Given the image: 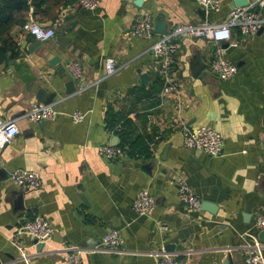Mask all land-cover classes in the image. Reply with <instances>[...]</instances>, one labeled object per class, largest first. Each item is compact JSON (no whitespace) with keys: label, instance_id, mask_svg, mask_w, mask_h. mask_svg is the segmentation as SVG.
Returning a JSON list of instances; mask_svg holds the SVG:
<instances>
[{"label":"crops","instance_id":"obj_1","mask_svg":"<svg viewBox=\"0 0 264 264\" xmlns=\"http://www.w3.org/2000/svg\"><path fill=\"white\" fill-rule=\"evenodd\" d=\"M96 1L95 8L84 9L73 0H35L20 20L30 16L51 27L53 36L36 42L21 32V21L8 32L10 50L0 62V120L13 119L17 133L0 147V264H24L11 242L25 248L27 264H68L64 247L80 250L79 264H155L149 252L165 245L185 264H243L251 237L264 255V229L254 227L255 217H264V28L245 37L230 29L237 44L220 46L236 71L225 80L207 67L213 42L179 38L172 53L175 89L160 97L148 49L159 33L130 36L132 20L149 14L153 26L160 22L165 31L183 22L218 23L232 0L204 10V19L192 0ZM259 1L246 6L258 4L262 13ZM108 57L117 67L105 76ZM72 60L80 64L81 81L66 70ZM34 101L51 104L56 117L28 120L24 114ZM108 107L131 121L132 136L144 138L149 158L96 154V146L119 141L104 125ZM73 110L84 111V119L72 122ZM198 125L221 134L220 155L181 144V126ZM14 169L38 171L41 186L15 187L9 180ZM176 174L199 202L215 204L213 214L186 208L176 195ZM140 189L154 197L150 216L131 210ZM36 214L52 229L39 251L29 236L16 234ZM109 228L119 232L117 252L94 247Z\"/></svg>","mask_w":264,"mask_h":264},{"label":"built area","instance_id":"obj_2","mask_svg":"<svg viewBox=\"0 0 264 264\" xmlns=\"http://www.w3.org/2000/svg\"><path fill=\"white\" fill-rule=\"evenodd\" d=\"M76 5L84 9H93L97 5L96 0H73ZM196 6L204 10L214 9L219 6L221 0H192ZM263 4V0L258 2ZM264 25V12H254L249 10V6H240L231 8L224 21L218 23H192L183 22L174 24L168 31L159 34L151 42L148 49L154 56L157 64V75L161 80L159 96L163 97L174 92V81L172 74V53L177 47L179 38H200L213 42V46L207 67L220 80H225L232 76L236 71L234 63L224 55V48L220 46L221 42H228V45L237 44L231 40L230 29L237 28L241 37L254 35ZM153 24L149 14H142L134 18L128 28V34L138 38L147 39L152 35ZM22 33L32 37L35 40L46 41L54 34L53 29L48 26H42L32 17H26L20 24ZM104 75L109 76L116 70L113 58L104 59ZM69 75L77 80H82L80 64L72 60L66 65ZM56 111L51 104L34 101L25 112V116L30 121L53 120L56 117ZM85 112L73 110L69 113L72 122H79L84 119ZM116 128H119L117 125ZM17 133V127L13 119L0 120V147L7 143ZM181 144L186 148L201 151L210 156H218L222 150V136L214 128L206 125H198L192 128L181 126L180 129ZM95 152L98 156L106 159H115L124 152L117 145L101 144L96 146ZM10 182L19 189H32L41 186V177L38 171L27 169H14L9 174ZM174 185L177 198L182 201L190 211L199 210V199L194 195L185 179L180 174L174 176ZM154 197L145 189H140L132 198L130 207L135 215L150 216L154 209ZM254 227L264 229V217L257 215L254 220ZM51 226L48 221L39 214L31 219H25L16 228V234H25L33 239L35 243H42L51 236ZM20 260L27 264V254L25 248L11 242ZM120 236L116 228L107 229L94 246L107 252L119 251ZM155 264H185V260L174 252L165 250L150 251ZM189 254L188 251L184 253ZM66 263L79 264L81 261V252L77 248L64 247L63 255ZM243 264H264V255L261 251L255 237H251V243L247 249Z\"/></svg>","mask_w":264,"mask_h":264},{"label":"trees","instance_id":"obj_3","mask_svg":"<svg viewBox=\"0 0 264 264\" xmlns=\"http://www.w3.org/2000/svg\"><path fill=\"white\" fill-rule=\"evenodd\" d=\"M0 0V62L10 50L8 32L12 25L20 23V12L30 5L35 7V0ZM22 22V21H21ZM131 121L121 116L120 112L108 107L104 114V125L118 136L117 145L130 157L149 158L150 150L140 135L132 136ZM119 125V128H116Z\"/></svg>","mask_w":264,"mask_h":264},{"label":"water","instance_id":"obj_4","mask_svg":"<svg viewBox=\"0 0 264 264\" xmlns=\"http://www.w3.org/2000/svg\"><path fill=\"white\" fill-rule=\"evenodd\" d=\"M255 0H232V6L233 7H240V6H246L248 5L249 3H253ZM232 7V8H233ZM258 4H252L251 6H249V10H252L254 12H257L259 9H258ZM195 14L198 15V17L200 19H204V9L202 8H197L195 10ZM264 28V25L256 32L258 33L260 30H262ZM165 32L162 24L160 22H156L154 23V26H153V29H152V33H159V34H163ZM36 42H38V40H36ZM70 89V86L68 87ZM44 101H42L43 103ZM111 145H115L116 143L115 142H112L110 143ZM150 165V164H149ZM148 165V166H149ZM148 171V170H147ZM199 208L200 210H205L209 213H214L215 210H216V206L215 204H212L211 202H208V201H205V200H202L199 202ZM262 235V233L260 234V236ZM35 241H33L34 243ZM41 247V243H35V250L36 251H39ZM173 246L172 245H165L164 246V250L167 251V252H171L173 249ZM220 264H231L230 262V259H228L227 261H222Z\"/></svg>","mask_w":264,"mask_h":264}]
</instances>
